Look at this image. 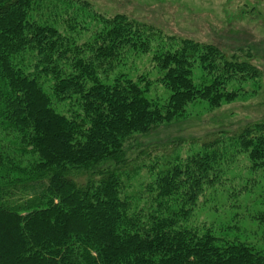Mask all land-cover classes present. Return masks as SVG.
Instances as JSON below:
<instances>
[{"label":"trees","instance_id":"16d2710c","mask_svg":"<svg viewBox=\"0 0 264 264\" xmlns=\"http://www.w3.org/2000/svg\"><path fill=\"white\" fill-rule=\"evenodd\" d=\"M43 15L36 0H0V131L15 144L0 146V264H264V253L246 243L183 225L214 183L206 179L221 138H205L185 166L157 172L147 195L130 191L139 169L123 170L133 135L196 99L219 106L237 96L191 78L193 62L218 48L200 53L185 40L159 59L173 91L160 108L139 81L125 74L106 81L122 50L145 44L139 26L121 15L97 18L102 25L81 42L76 18L57 24ZM63 101L75 106L72 115L58 110ZM231 143L264 165V122L244 126Z\"/></svg>","mask_w":264,"mask_h":264},{"label":"rangeland","instance_id":"374dc122","mask_svg":"<svg viewBox=\"0 0 264 264\" xmlns=\"http://www.w3.org/2000/svg\"><path fill=\"white\" fill-rule=\"evenodd\" d=\"M53 3L58 7L53 9ZM36 6L47 21L61 24L76 18L73 34L81 36V42L100 28L97 18L121 15L139 26L145 44L122 50L106 81L125 74L139 81L160 108L173 91L164 81L166 71L159 59L179 50L185 40L197 43L200 53L208 46L218 48L208 61L193 62L191 78L201 89L217 82L215 93L237 96L219 106L196 99L149 133L133 135L126 142L123 170L138 168L130 191H145L157 172L176 163L185 166L201 152L205 138L218 136L225 147L206 179L214 183L205 186L183 225L209 231L221 243L243 242L264 253V165L255 164L248 151L231 143L244 126L264 122V0H36ZM241 64L253 70L242 72ZM57 108L72 115L75 106L63 101ZM0 146L11 150L15 144L0 131Z\"/></svg>","mask_w":264,"mask_h":264}]
</instances>
